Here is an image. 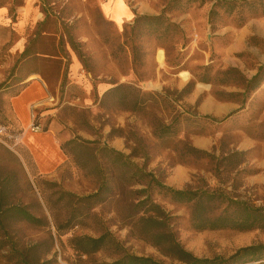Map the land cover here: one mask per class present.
<instances>
[{
	"label": "rangeland",
	"instance_id": "rangeland-1",
	"mask_svg": "<svg viewBox=\"0 0 264 264\" xmlns=\"http://www.w3.org/2000/svg\"><path fill=\"white\" fill-rule=\"evenodd\" d=\"M216 1L0 0V75L4 76L0 82L4 83L0 88V126L6 128V133L0 130V165L17 186L14 201L36 216L44 214L49 221L47 228L23 221L12 223L9 237L15 249H30L39 264L107 263L124 253L175 264L150 243L130 234L117 215L125 202L96 208L95 215L81 218L82 222L65 234L55 231L49 200L56 204L60 222L68 207L65 198L57 202L59 195L67 192L75 202L95 192L99 180L89 173L93 161L85 153L87 149L74 151L71 144L67 146L70 153L88 163L87 169H81L70 156L55 175L41 177L22 145L9 137L17 133L11 121V94L33 78L45 83L48 103L43 122L51 124L62 143L90 141L91 147L106 145L125 155L134 150L138 153L134 162L165 186L219 189L264 208V88L237 120L224 121L201 110L205 102L210 109L216 100L243 101L241 94L229 96L241 93L244 84L227 70L235 68L249 79L257 63L264 64V0L237 2L231 12ZM44 9L50 13L47 19ZM135 14L163 15L177 24L182 31L177 50L167 52L143 32L135 42L141 56L133 65L131 44L125 41L126 26L132 24ZM69 36L80 46L81 60L71 49ZM29 44L33 54L21 58ZM159 52L163 62L157 60ZM120 83L157 94L141 112L122 110L104 98L108 89ZM159 125H171L170 131L176 134L157 137ZM232 150L246 152L236 175L221 164V156ZM152 199L169 215L183 248L196 257L227 258L239 248L264 246L262 230L197 231L190 225L187 204L175 203L158 191L152 192ZM105 230L119 243L121 252L106 248L80 255L72 249L74 236L97 237ZM10 252L9 246L0 244V264H16ZM261 255L264 262V251Z\"/></svg>",
	"mask_w": 264,
	"mask_h": 264
},
{
	"label": "trees",
	"instance_id": "trees-1",
	"mask_svg": "<svg viewBox=\"0 0 264 264\" xmlns=\"http://www.w3.org/2000/svg\"><path fill=\"white\" fill-rule=\"evenodd\" d=\"M253 0H217L215 4L225 7L228 12L236 8L237 2L249 4ZM254 4V3H253ZM45 19L50 13L44 9ZM132 24L126 27L129 29L127 41L129 40L130 54L133 65H136L141 56V49L135 44L137 39L146 32L152 36L159 46L167 52L177 50V41L182 36L179 26L163 15L149 16L137 15ZM68 42L71 49L75 52L78 59L81 60L83 53L80 46L69 36ZM32 44L26 46L21 52V58L29 57L33 54ZM228 75H238L241 83V93H230L229 96L241 94L244 101L247 96L254 93L264 84V64L257 68L256 73L249 79H246L235 68L227 70ZM4 83L0 84V88ZM224 84H227L224 81ZM24 84L19 90L11 94V98L19 94L24 88ZM157 93L143 92L140 88L132 84H116L104 93V98L115 103L118 108L131 112H141L146 108L148 101ZM243 101V102H244ZM38 120V117H37ZM174 122V121H173ZM172 122V123H173ZM46 122L43 131L47 129ZM172 125V124H171ZM171 125L161 126L157 129V137L164 134H176L171 130ZM74 151L87 149L85 152L93 163L89 165V173L96 175L99 180L98 188L95 192L76 198L73 202V195L62 192L57 202L65 198L68 211L62 221H58V212L56 204L48 202V213L53 219L55 231L65 234L69 230L82 222L81 218L89 217L94 214V210L106 204H113L118 201L125 202L117 215L125 221L131 235L140 238L152 246L165 257L169 258L175 264H264L262 262L263 245H251L239 248L230 257L223 258L215 256L212 258H199L187 251L177 240L176 234L170 223L169 215L152 199V192L158 191L169 195L175 203L187 204L190 209V225L194 230H236L239 232H248L251 230L264 231V208L256 207L238 195H230L219 189H207L199 187L197 189L177 190L165 186L152 172L145 171L143 166L134 162L137 157L134 150L129 154L117 151L106 145L94 148L92 142L77 141L71 139L61 143V148L67 155L68 160L74 158L75 163L81 169H87L88 163L81 161L76 153H70L67 150L68 145ZM188 150L196 149L187 147ZM201 152V151H200ZM81 153V152H80ZM245 151L232 150L221 156V164L224 167H230L228 172L238 174V166L245 162ZM72 158V159H73ZM103 160V162H102ZM17 186L9 174L2 170L0 165V244L9 246L11 252L9 255L16 261V264H39V260L34 258L30 249H15V244L9 237V227L12 223L23 221L33 227L47 228L49 221L42 214L36 216L32 214L26 206H22L14 201L15 190ZM7 243V245L5 244ZM106 248H113L121 252L122 248L107 230L103 231L97 237L74 236L72 238V249L80 255H89L102 251ZM41 264H47L41 263ZM98 264H165L151 257L134 256L124 253L117 259Z\"/></svg>",
	"mask_w": 264,
	"mask_h": 264
},
{
	"label": "crops",
	"instance_id": "crops-1",
	"mask_svg": "<svg viewBox=\"0 0 264 264\" xmlns=\"http://www.w3.org/2000/svg\"><path fill=\"white\" fill-rule=\"evenodd\" d=\"M123 10L125 9L123 8ZM116 11L117 9L113 11V14L116 15V13H118ZM257 65L259 67L262 64L257 63ZM256 71L257 69L250 74V78ZM3 79L4 76L0 75V82ZM261 88H264V84H262L251 96H248L245 101L242 99L244 102L235 100H216L212 103L210 109V106L206 105L205 102L201 105V110L205 114L211 113L220 118L222 117L224 121L237 120L238 117L241 118V116L245 115L249 108L250 100H252L253 96L257 94ZM47 103L48 94L46 86L44 81L40 78H33L26 82V85L19 94L10 99L11 121L16 132L19 134L18 142L22 145V149L31 162L33 169L41 177L55 175L68 161L67 155L61 148L62 141L55 131L50 129L51 124H48L49 129L46 131L34 132L30 129L32 123V109H36L40 114L38 120L39 123L44 126L43 116L45 112L43 109ZM246 136L250 138V136Z\"/></svg>",
	"mask_w": 264,
	"mask_h": 264
},
{
	"label": "built area",
	"instance_id": "built-area-1",
	"mask_svg": "<svg viewBox=\"0 0 264 264\" xmlns=\"http://www.w3.org/2000/svg\"><path fill=\"white\" fill-rule=\"evenodd\" d=\"M39 113L36 111V109L31 110V118H32V123L30 126L31 131H42L43 130V125L39 123V120H37V117L39 119ZM0 130L6 133V128L0 126ZM12 139H14L15 142L19 141V134L18 133H13L12 135H9ZM16 144V143H15Z\"/></svg>",
	"mask_w": 264,
	"mask_h": 264
},
{
	"label": "bare ground",
	"instance_id": "bare-ground-1",
	"mask_svg": "<svg viewBox=\"0 0 264 264\" xmlns=\"http://www.w3.org/2000/svg\"><path fill=\"white\" fill-rule=\"evenodd\" d=\"M157 60H158L159 62H163V55H162L161 52H159V54H158V56H157Z\"/></svg>",
	"mask_w": 264,
	"mask_h": 264
}]
</instances>
